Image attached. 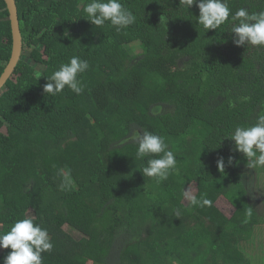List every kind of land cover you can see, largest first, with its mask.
I'll list each match as a JSON object with an SVG mask.
<instances>
[{
	"label": "trees",
	"instance_id": "obj_1",
	"mask_svg": "<svg viewBox=\"0 0 264 264\" xmlns=\"http://www.w3.org/2000/svg\"><path fill=\"white\" fill-rule=\"evenodd\" d=\"M15 1L23 48L0 88V233L31 217L53 243L43 264H252L249 247L264 216L234 189L249 192L264 166L249 168L223 136L264 111V47L235 45L231 19L205 30L196 5L180 0H121L136 20L119 32L87 20L90 0ZM229 7L256 12L264 0H229ZM11 42L0 0V74ZM25 52L46 66L45 78L72 56L87 60L83 92L44 93L47 81L28 74ZM133 127L163 136L175 153L166 180L144 176L152 157L137 158V145L121 142ZM67 152L83 170L46 171V157ZM191 182L212 211L183 203ZM221 195L237 214L221 217L217 230L211 219ZM68 224L87 240L66 233ZM8 251L0 249V264Z\"/></svg>",
	"mask_w": 264,
	"mask_h": 264
},
{
	"label": "clouds",
	"instance_id": "obj_2",
	"mask_svg": "<svg viewBox=\"0 0 264 264\" xmlns=\"http://www.w3.org/2000/svg\"><path fill=\"white\" fill-rule=\"evenodd\" d=\"M186 9L196 5L199 10L197 21L207 29H218L231 19V32L234 34L233 43L237 46L252 45L264 47V10L250 12L246 7H240L233 14L229 0H180ZM83 12L93 25L100 27L109 22L116 31H121L135 23V15L121 3V0H90L83 6ZM67 35V33H64ZM89 62L78 56H72L46 76L43 86L44 93L55 96L67 87L79 95L84 90L80 74L87 71ZM159 109L153 110V115ZM223 137L230 138L238 151L249 161V168L264 166V114L256 117L250 125H237ZM123 142L137 145L136 156L143 158L151 156L142 174L155 178L157 182L166 180L171 171L176 169L175 153L169 148L163 136L147 129L130 128ZM232 157L228 158V163ZM224 159L217 160V167L224 170ZM185 192L188 191L184 190ZM191 205H212L209 199L199 200L195 194L189 196ZM251 216V209L246 214ZM53 243L48 230L35 223L31 217L14 221L7 232L0 233V249H10L3 258V264H43L42 253L51 252Z\"/></svg>",
	"mask_w": 264,
	"mask_h": 264
},
{
	"label": "rangeland",
	"instance_id": "obj_3",
	"mask_svg": "<svg viewBox=\"0 0 264 264\" xmlns=\"http://www.w3.org/2000/svg\"><path fill=\"white\" fill-rule=\"evenodd\" d=\"M82 3V0H80L79 5ZM134 48L136 51L139 50V47L134 45ZM26 56V57H25ZM24 60L25 65H27L28 74L33 73L39 78H42L46 80L43 70L46 67L44 64H38L34 63V61L27 56V52L24 54ZM45 59V57H43ZM264 114V111L262 112ZM2 131H5V127H2ZM77 148V147H76ZM45 166L47 168L46 171H49L50 173L53 172L54 169H56V166H60L65 168L64 172H79L80 170H83V164L80 161H76L73 158V154L71 152L67 153H60L56 154L54 158L46 157L45 158ZM262 170V169H259ZM260 178V179H259ZM259 179V180H258ZM258 181V183H257ZM258 184V185H257ZM252 187L254 188L252 191ZM187 192L184 193L183 196V203L188 204L189 196L192 194H195L196 192V183L191 182L185 190ZM250 191L247 192V190H243L240 187H236L234 190L235 192L240 196H247L249 201L253 204L252 206L255 207L256 211L264 216V174H260L255 172L252 186H250ZM214 209L217 210V213L215 216L211 219L212 226L218 230L220 224L223 222L221 220V217L223 218H233L235 214H237V210L235 207L229 202V200L225 197V195L219 196L216 201L213 204ZM59 211L60 209L57 208ZM213 208L211 206L210 211H212ZM28 214H31V211H28ZM63 229L66 233H68L71 237L78 241H86L87 240V234L83 232L81 229L76 227L74 224H68L63 226ZM256 239L254 240V243L250 244L249 249L254 250L255 254L254 256H250V260L252 264H264V218L262 222L258 224V229H256ZM262 236V237H261ZM77 259L82 262L91 263L90 260L77 256Z\"/></svg>",
	"mask_w": 264,
	"mask_h": 264
},
{
	"label": "water",
	"instance_id": "obj_4",
	"mask_svg": "<svg viewBox=\"0 0 264 264\" xmlns=\"http://www.w3.org/2000/svg\"><path fill=\"white\" fill-rule=\"evenodd\" d=\"M4 2L6 5L8 19L10 22L12 46L10 57L0 75V88L5 84L6 80L11 77L15 66L20 58L22 50V35L20 31L16 1L4 0Z\"/></svg>",
	"mask_w": 264,
	"mask_h": 264
},
{
	"label": "flooded vegetation",
	"instance_id": "obj_5",
	"mask_svg": "<svg viewBox=\"0 0 264 264\" xmlns=\"http://www.w3.org/2000/svg\"><path fill=\"white\" fill-rule=\"evenodd\" d=\"M6 10H7V9H6ZM20 31H21V29H20ZM21 35H22V34H21ZM11 39H12V37H11ZM11 46H12V42H11ZM22 48H23V47H22ZM10 53H11V51H10ZM21 57H22V50H21L20 58H21ZM20 58H19V59H20ZM2 61H3V60H2ZM2 61H1L0 63H3ZM7 61H8V60H7ZM5 63H7V62H5ZM2 71H3V70H2ZM1 73H2V72H1ZM0 75H1V74H0Z\"/></svg>",
	"mask_w": 264,
	"mask_h": 264
}]
</instances>
